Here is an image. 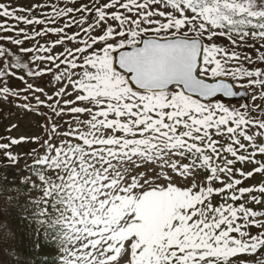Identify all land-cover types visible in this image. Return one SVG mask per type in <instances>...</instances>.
Here are the masks:
<instances>
[{
	"label": "snow or ice",
	"instance_id": "snow-or-ice-1",
	"mask_svg": "<svg viewBox=\"0 0 264 264\" xmlns=\"http://www.w3.org/2000/svg\"><path fill=\"white\" fill-rule=\"evenodd\" d=\"M0 41L49 53L23 62L0 44V101L45 119L46 136L0 151L16 164L12 146L39 145L16 199L57 264H264V210L248 207L264 206V182L241 186L264 177V0H7ZM46 74L49 103L25 79Z\"/></svg>",
	"mask_w": 264,
	"mask_h": 264
},
{
	"label": "rangeland",
	"instance_id": "rangeland-1",
	"mask_svg": "<svg viewBox=\"0 0 264 264\" xmlns=\"http://www.w3.org/2000/svg\"><path fill=\"white\" fill-rule=\"evenodd\" d=\"M0 2H7V0H0ZM44 0H11L12 5L14 6H19V7H24V8H30L32 7L33 4L36 3H43ZM53 2H57V0H48V3H53ZM82 2H87L86 0H82ZM60 6H63L62 4ZM69 7H73L74 5L69 4ZM78 6V5H77ZM50 8H46L43 11H50ZM40 11L41 10H36L35 12L32 13L33 16L39 17L40 16ZM21 14V13H18ZM79 15V14H77ZM24 27L23 25H18ZM50 26H54V25H50ZM29 29L27 28V31L29 33H31L32 31V27L29 26ZM42 30V29H41ZM4 35H8L7 33H5ZM21 39L23 37H20ZM47 38H51V41L56 40V36L53 35H49L47 37L44 38H38L40 40L41 44H46V40ZM220 43H227L226 41H224L222 38L220 41H218ZM0 44H2L4 47L11 49L13 52H17L18 53V49L16 46H13L7 42L4 41H0ZM72 45L70 44L69 47H71ZM24 48H28V47H35V43L34 42H28L26 41L23 44ZM62 51L61 47H57L54 52L58 53ZM29 55H31L30 53H28ZM45 55L47 53H44ZM35 55V54H34ZM33 55V56H34ZM30 56V57H33ZM23 62H29V58H25L22 57ZM47 61H45L44 63H46ZM39 63V62H38ZM48 63V62H47ZM48 64H41L40 67L41 69L45 68ZM33 67H35L33 65ZM12 71L16 72L17 76H23L24 72L23 71H19V70H15L13 69ZM25 79L28 81V83H32L34 84L35 87L38 88H42L43 89V93H37L35 95H39L41 100H44L45 103H49V101L46 100L45 98V94L47 95H53L54 91H55V81H54V77L51 76V74H46L44 76H40V77H36V78H29L27 76H25ZM9 86L14 89V90H19L25 87V84L20 81V80H16L14 78L9 77ZM21 95H34L32 93H21ZM248 102H239V103H246ZM21 103V101H17L16 102ZM31 103H35V100L33 99L31 101ZM41 112H49V109L47 108H41L40 109ZM49 114L51 115V113L49 112ZM65 119H68V117H65ZM45 123V119L41 118L40 116L33 114V113H28L26 111L21 110L20 108L16 107L15 104H9L3 101H0V137H3V140H0V143H8V141L10 139H18L21 137H42V138H46L45 136V129L42 127V125ZM13 125H17L16 128L12 129L11 131H9L10 128H12ZM24 145H28V146H24ZM39 145L38 144H32V143H23L20 145H15L12 146L11 149H9L8 151H10L13 154V151H16V156H18V154H20L21 152H25L23 154H21V157H24V160H22L23 165L17 167L16 169L13 168H1L0 169V197L1 195L5 192L6 190V186L10 183H16L17 182V176L21 175L23 172H25L26 168L25 165L28 161H31V157L28 156L27 154L30 153L32 151L33 148H38ZM2 155H0V162L2 161V159L5 158V154L4 151ZM259 159V157H258ZM236 168H242L243 171L247 172V171H251L253 168V165L251 164H247V165H240V164H236L235 165ZM202 176L204 175L203 173L201 174ZM262 182H264V177H262L261 175L257 174L253 179L247 180L245 181L241 186L242 187H250V186H258L260 185ZM8 183V184H7ZM183 186V185H181ZM216 187H220L219 184L215 185ZM254 195H259L258 193H254ZM214 203V201H213ZM248 207H252L255 210H264V206L262 205H252L249 204ZM5 207H2V210L5 211ZM10 213L9 211L7 212V214ZM0 231H1V226H0ZM3 258L2 256V251H1V246H0V260ZM1 264V263H0Z\"/></svg>",
	"mask_w": 264,
	"mask_h": 264
},
{
	"label": "trees",
	"instance_id": "trees-1",
	"mask_svg": "<svg viewBox=\"0 0 264 264\" xmlns=\"http://www.w3.org/2000/svg\"><path fill=\"white\" fill-rule=\"evenodd\" d=\"M28 146V145H24ZM18 154V163L12 164L6 158L0 162L1 168H17L22 164L24 157ZM3 152L0 151V155ZM16 151H13V155ZM30 164L31 161H28ZM3 166V167H1ZM29 174V169L20 177L16 183H10L6 186L5 192L0 197V246L3 258L1 264H57L60 260V252L54 241L48 240L47 233L38 230V221L33 218V210L23 212V205L27 203V197L20 195L19 200L16 199L17 193L27 191L21 181ZM9 197L12 202L9 203ZM217 205L221 202L220 197L213 199ZM239 203V202H237ZM6 206L8 211H3L2 207ZM252 208V207H249ZM253 234L256 229H251Z\"/></svg>",
	"mask_w": 264,
	"mask_h": 264
},
{
	"label": "water",
	"instance_id": "water-1",
	"mask_svg": "<svg viewBox=\"0 0 264 264\" xmlns=\"http://www.w3.org/2000/svg\"><path fill=\"white\" fill-rule=\"evenodd\" d=\"M117 70H119V69H117ZM246 98H247V96L246 97H243V98H237V100L246 99Z\"/></svg>",
	"mask_w": 264,
	"mask_h": 264
}]
</instances>
